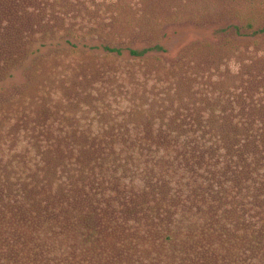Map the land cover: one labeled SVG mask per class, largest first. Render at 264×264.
<instances>
[{"label": "trees", "instance_id": "16d2710c", "mask_svg": "<svg viewBox=\"0 0 264 264\" xmlns=\"http://www.w3.org/2000/svg\"><path fill=\"white\" fill-rule=\"evenodd\" d=\"M245 27L264 33L252 18ZM149 51L129 50L134 59ZM218 101L223 109L210 112L200 102L177 103L180 114L167 108L157 128L160 118L134 120L138 106H105L63 135L70 144L39 164L45 177L19 179L21 192L0 190V264H264L261 117L246 120ZM96 121L110 125L95 128ZM174 155L187 165L173 176ZM190 202L198 225L181 223L174 211ZM231 212L237 222L225 216Z\"/></svg>", "mask_w": 264, "mask_h": 264}, {"label": "rangeland", "instance_id": "374dc122", "mask_svg": "<svg viewBox=\"0 0 264 264\" xmlns=\"http://www.w3.org/2000/svg\"><path fill=\"white\" fill-rule=\"evenodd\" d=\"M0 8L2 191L21 192L19 179L45 177L43 157L52 160L71 142L63 135L88 126L105 106H138L134 120L151 125L160 118L157 128L167 108L180 114L177 103L200 102L210 112L223 109V98L225 109L261 117L257 126L264 128V33L245 27L247 18L264 26V0H0ZM144 48L146 58L129 52ZM168 165L174 176L187 161L174 155ZM192 203L174 208L181 223H200ZM234 213L225 216L237 222Z\"/></svg>", "mask_w": 264, "mask_h": 264}]
</instances>
